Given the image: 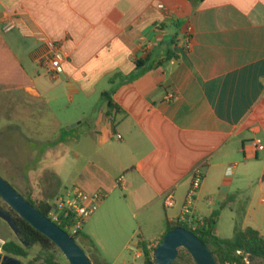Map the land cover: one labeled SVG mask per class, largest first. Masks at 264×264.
Wrapping results in <instances>:
<instances>
[{"label":"crops","instance_id":"crops-1","mask_svg":"<svg viewBox=\"0 0 264 264\" xmlns=\"http://www.w3.org/2000/svg\"><path fill=\"white\" fill-rule=\"evenodd\" d=\"M49 42L67 57L57 78L42 62ZM3 96L41 134L43 117L59 131L60 115L76 119L73 188L54 171L70 194L103 198L81 230L96 263L126 247L131 218L159 245L198 170L200 224L218 215L220 239L264 237V0H0ZM61 135L43 147L52 168Z\"/></svg>","mask_w":264,"mask_h":264},{"label":"rangeland","instance_id":"rangeland-1","mask_svg":"<svg viewBox=\"0 0 264 264\" xmlns=\"http://www.w3.org/2000/svg\"><path fill=\"white\" fill-rule=\"evenodd\" d=\"M15 101H17V96L0 97V177L22 196L30 198L37 206L41 203H47L53 208L58 198L69 194L62 188L56 172L63 176V181L68 189L73 188L72 186L76 181V128L73 127L75 124H68L76 119H73L70 114L60 115L64 125L63 130L59 131L58 129H53L51 120L43 117L41 125L45 133L41 134L39 119L34 117L32 120L25 121L23 116L21 119L19 108H16ZM46 132L48 133L46 134ZM62 132L65 134L63 140L66 144L59 150L62 157L57 163V167L54 165V168H52L51 165L54 163V156H51L52 151L48 153V151L46 152L47 149L44 150L43 147L53 143L58 136L60 138L61 134H63ZM54 151L56 150L53 149ZM55 155L57 156V154ZM31 171H33L34 176L30 177L28 175ZM0 207L9 212L7 205L1 199ZM140 220L141 217L136 220L131 218L128 244L126 247L113 248V252L106 257L108 261L105 258H99V263H96L89 255L84 243L80 239L77 242L93 264H113L112 262L116 260L115 257L122 250L124 257L122 261L119 259L117 262L144 264L143 252L139 258L137 257L139 253L137 244L142 241L141 233L137 226V222ZM9 241L20 242L11 228L0 220V254L2 256H6L2 246ZM158 246L157 244L155 247L149 248L152 259L155 256L154 250ZM28 255L29 257L26 259L19 258L23 264H44L42 249L39 246L32 247L28 251ZM181 255L183 258L180 259L179 255L178 264H196L188 257L186 250L182 249ZM56 261L61 264H68L61 252L56 254ZM246 261L250 264L248 258ZM252 264H264V261L257 259Z\"/></svg>","mask_w":264,"mask_h":264},{"label":"trees","instance_id":"trees-1","mask_svg":"<svg viewBox=\"0 0 264 264\" xmlns=\"http://www.w3.org/2000/svg\"><path fill=\"white\" fill-rule=\"evenodd\" d=\"M25 198L36 207L40 213L49 217L52 210L50 205L47 203H41L37 206L30 198ZM7 208L11 219L21 233V237L19 238L20 242L9 241L5 243L2 246L4 253L9 256L26 259L29 257L28 251L34 246H39L42 249L44 264H61L56 261V254L60 252L59 249L49 239L34 230L8 206ZM217 216L218 215H215L213 219L205 220L202 225L198 223L196 229H193L187 223L182 221L169 224L166 234L177 228H183L194 233L211 250L218 264H248L246 261L247 258L248 261H250V264L257 259L264 261V237L258 231L249 228L244 231H237L231 240L220 239L214 234L216 226L215 218ZM60 227L68 233L65 226L61 225ZM72 237L76 241L80 239L82 243H85L86 240H90L89 237L81 234V231ZM164 239L165 236L161 239L159 244H161ZM22 241L27 242L29 247L25 246ZM139 248L143 252L144 264L151 263L155 260V256L154 259L151 257V251L149 250V245L147 243L140 242ZM154 252H156V249ZM188 257L192 259L189 253ZM181 258L183 257L180 250V259ZM174 264H178V260Z\"/></svg>","mask_w":264,"mask_h":264},{"label":"water","instance_id":"water-1","mask_svg":"<svg viewBox=\"0 0 264 264\" xmlns=\"http://www.w3.org/2000/svg\"><path fill=\"white\" fill-rule=\"evenodd\" d=\"M0 199L34 230L49 239L64 255L68 264H93L79 243L60 226L44 216L25 197L0 177ZM0 220L4 221L18 238L21 233L14 224L9 212L0 207ZM25 246L29 244L22 241ZM186 250L196 264H218L211 250L194 233L177 228L165 235L155 252V260L148 264H174L180 250ZM3 264H23L15 256L3 258Z\"/></svg>","mask_w":264,"mask_h":264},{"label":"built area","instance_id":"built-area-1","mask_svg":"<svg viewBox=\"0 0 264 264\" xmlns=\"http://www.w3.org/2000/svg\"><path fill=\"white\" fill-rule=\"evenodd\" d=\"M160 8L164 9L163 6H160ZM15 27L16 25L12 22L5 27V30L10 31ZM189 42L190 37L186 40L187 44ZM66 58V54L62 51L60 45L53 42L47 43V53L43 56L42 62L46 64L47 73L52 78H57L63 74ZM117 138L121 139V136H117ZM256 146L260 151L264 150V144L260 140L256 142ZM231 170L229 169L228 174H231ZM202 182L203 175L198 170L193 174L191 188L181 218L182 222L187 223L193 229H196L198 223H200L195 218L194 204ZM102 200L101 196L90 198L81 191H74L72 194L69 193L66 196L64 195V197L58 198L48 218L58 226H65L68 233H72L71 236L77 235L82 230L84 224L95 214ZM166 205L168 207L174 206L172 196L167 197Z\"/></svg>","mask_w":264,"mask_h":264},{"label":"flooded vegetation","instance_id":"flooded-vegetation-1","mask_svg":"<svg viewBox=\"0 0 264 264\" xmlns=\"http://www.w3.org/2000/svg\"><path fill=\"white\" fill-rule=\"evenodd\" d=\"M9 255L3 256V258L7 257ZM0 264H3V259L0 261Z\"/></svg>","mask_w":264,"mask_h":264}]
</instances>
